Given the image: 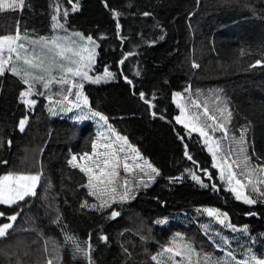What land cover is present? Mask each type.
<instances>
[{
    "label": "trees",
    "instance_id": "16d2710c",
    "mask_svg": "<svg viewBox=\"0 0 264 264\" xmlns=\"http://www.w3.org/2000/svg\"><path fill=\"white\" fill-rule=\"evenodd\" d=\"M49 0H30L32 9L25 8L21 27L27 24L29 32L35 30L37 35L50 36V18L46 14ZM81 10L69 14L67 27L70 31L76 30L88 33L98 31H114V22L109 14L100 4L99 0H80ZM129 0H109L113 7L123 8ZM134 8L128 11L150 10L154 11L157 19L165 25L166 37L163 41L157 40L154 46L149 47L138 37L136 31H141L145 39H153L158 36L159 30L150 27V18H133L131 15L121 17L126 35L132 36L133 40L140 43V47L135 49L138 55L130 57L122 69L130 79H133L137 86V91L143 90L148 94L149 99L155 92L157 111L166 109L163 113L166 120H153L146 114V106L130 96L129 86L122 79L103 84L109 88L102 95L109 99L107 109L115 111L125 118L124 130L128 131L146 153L150 162L161 170L162 175L156 179L153 185L147 190H143L136 199L127 202L123 208H119L122 216L115 221L104 222L95 213L81 214L76 211L79 199L85 196V191L76 189L77 183L82 182V174L78 169H72L67 165V158L70 150L81 152L91 151L88 137L95 136V129L91 122H86L77 130L76 137L66 143H48L43 156L40 157L35 149L44 147L41 143L32 145H21L22 158L27 157L24 168L32 167L33 156L42 159L47 177L51 178L54 185V193L61 192V184L64 191L57 196V202L63 215V223L67 225L66 231L75 234L81 240L88 237L89 232L93 233L92 242L97 244L96 232L98 226L103 225L111 243L109 246L99 245V250L94 252V259L97 264H121L119 244L130 241L129 249L133 252L131 264H153L147 255L148 252L157 251L161 245L166 244L175 232L184 233L187 237L194 238L197 246L203 245L206 251H214L207 237L200 231L201 224H209L213 229H221L214 218L208 217L202 211L205 207H215L229 213L230 221L237 226L247 223L251 233L257 235L264 232V205L253 206L244 205L236 201L229 192H225L220 183L217 172L211 167L212 161L204 145L197 135H185L184 140L189 145V152L202 167H207L214 175L212 181H208L191 161L184 155V146L177 139L175 128L181 135L185 134V129L176 124L173 117L178 114L177 108L172 103L171 92L181 91L190 86L191 93L197 89L203 93L209 90H222L223 95L230 101V109L234 112L232 120L233 132L239 136L238 129L241 125L251 121L254 125L255 148L264 153V69L257 66L255 69L248 67L259 58V53L264 48V0H132ZM70 7V5H68ZM192 12L193 16L188 17ZM19 13L6 12L0 14V34H7L15 31V19ZM191 25V27H189ZM104 48L97 49L98 62L95 65L94 73H102L105 64L110 66V70L119 71L113 66V61L120 58L121 47L118 41L109 40ZM131 44H126L124 50H128ZM245 55L241 56V50ZM251 52L252 55L247 53ZM195 60L200 67L191 68V62ZM141 70V77H135L133 69ZM168 83L164 84L163 81ZM2 90H0V137L5 143L0 148V157L8 161L7 165H0V174H5L11 167L15 157V148L22 139V133L18 129L14 130V125L18 123L24 114L23 105L17 102L19 85L15 77L10 75L7 78H0ZM107 94V95H106ZM43 98V97H39ZM53 98H57L54 96ZM195 99V95L192 97ZM108 101V100H107ZM203 103V100L200 101ZM212 105L209 104L211 110ZM203 115V108L195 109ZM211 114V111H210ZM219 115V113H216ZM216 136L221 133L214 134ZM12 140L9 149L7 139ZM227 148V143H225ZM191 168L197 175H200L205 183H216L219 192H213L210 188H201L193 181L188 174L185 178L175 184H169L167 177L179 176L184 172V168ZM39 168V165H36ZM249 194V190H246ZM255 196V194H252ZM158 197L159 199H153ZM69 203L64 204V200ZM91 202L92 198L88 197ZM160 201H165L162 205ZM39 204V201H37ZM5 206H0L4 208ZM259 213V217H247L244 215L249 209ZM197 209H201L198 213ZM11 214V210H7ZM37 214V209L27 213L32 216ZM38 224L44 229L46 235L52 236L63 243V236L60 229L50 225L44 218L43 209L38 210ZM167 217V223L163 226L152 223L157 218ZM0 222H7L5 218H0ZM29 224L24 223V216L18 218L16 231L10 236L14 243L24 251L35 238V233L22 231L28 229ZM124 232L123 237H118L117 233ZM138 229L149 234L150 238L146 242H141L138 235H134ZM225 235L231 236L228 229H222ZM133 244L135 247H133ZM43 241L31 245L28 256H22L23 260L31 264V261L43 259L40 249ZM232 247H236L233 243ZM239 251V250H238ZM258 254H264V243H259L255 249ZM216 255H223L216 252ZM63 264H83L82 261L73 260L69 252L63 251ZM238 258H240L238 256ZM179 259V257H177ZM0 264H9L0 259Z\"/></svg>",
    "mask_w": 264,
    "mask_h": 264
},
{
    "label": "snow or ice",
    "instance_id": "6c2138e0",
    "mask_svg": "<svg viewBox=\"0 0 264 264\" xmlns=\"http://www.w3.org/2000/svg\"><path fill=\"white\" fill-rule=\"evenodd\" d=\"M99 2L114 22V31L110 33L105 30L88 34L76 30L69 32L67 27L69 14L81 10L80 0H49L46 14L51 21L52 34L48 36L37 35L34 29L29 32L27 24L21 27L25 8H33L30 0H0V14L19 13L15 19V31L0 34V78H7L10 75L17 79L19 85H22L19 87L16 99L23 105L24 114L14 125V130L18 129L20 133H25L26 126L30 123V113L35 112L39 97H43L48 102L44 104V110L49 117L67 118L74 124H79L81 121H93L97 125L95 136L88 137L91 151L70 150L66 162L72 169H78L82 174V182L77 183L72 194L75 195L77 190H83L86 193L79 199L76 211L81 214L95 213L102 221L111 222L122 216L117 206L123 208L127 202L136 199L141 190H147L162 173L141 155L139 150L129 142L127 136L121 135L109 123L107 115L92 106L89 96L85 94V84L100 85L122 79L129 86L130 96L146 106V114L149 117L153 120L157 118L166 120L163 114L166 109L157 111V104L154 103L155 92L149 99L145 91H137L134 80L130 79L122 69L130 57L138 55L135 49L141 45L134 41L132 36L125 34L121 17L131 15L133 18L138 16L151 19L150 27L159 30L158 36L145 39L141 31L134 33L135 37L149 47L154 46L157 40L163 41L167 33L165 25L157 19L154 11H128L135 7L132 0H129L123 8L113 7L109 0H99ZM196 3L199 4V0H196ZM187 15L191 18L193 13L189 12ZM61 32L63 35L59 34ZM110 39L118 41L121 47L120 58L113 61V66L120 70L112 71L110 66L105 64L102 73H94L93 66L97 65L99 55L97 49L104 48L107 51L105 45ZM126 44H131L128 50H124ZM240 54L244 56L246 53L242 49ZM247 54L252 55L251 52ZM257 66L264 69V48L260 51L259 58L248 65L250 69H255ZM199 67L200 64L192 60L191 68ZM133 71L135 77H141L139 68ZM163 83L167 84L168 81L164 80ZM0 90H2V84H0ZM182 91L189 95L182 97L181 91H172L171 100L179 109V115H175L173 119L176 124L183 125L186 130L185 134L181 135L175 128L172 129L184 146V157L191 161L208 181L214 179L213 173L207 167L200 166L194 159L189 152V145L184 140L185 135L198 133L200 141L211 154V167L217 169L219 180L226 182L224 191L231 192L235 200L241 201L244 205H264V153L256 150L254 135L248 139L249 134L253 133V123L248 121L241 125L238 129L239 136L231 134L234 126L230 127V125H232L234 112L230 109V101L223 95L222 90H209L205 94L197 89L193 94L191 87L187 86ZM193 95L195 99L192 98ZM54 96H58L59 99H54ZM180 99L190 103H181ZM201 100H203L202 104ZM209 104L212 105L211 110ZM193 106L197 110L202 107L203 115L201 116L198 111L190 114L188 109ZM216 133L222 135L216 136L214 135ZM50 137L51 132H49ZM48 142L45 140L44 147L34 150L40 157L43 156ZM4 143L3 137H0V148ZM6 143L10 149L12 140L9 138ZM32 159V167L20 170L10 169L5 174H0V206H5L0 208V218H5L7 221L0 222V240H7L16 231L18 218L23 215L24 223L29 224L30 227L21 228V230L35 233V238L23 251V256L29 255L31 245L43 241L40 249L43 259L31 261V264H63V251L69 252L74 261L97 264L94 252L99 250L100 244L107 247L111 243L109 236L103 231V225L98 226L96 232L98 243L95 245L92 242V232H89L86 239L81 240L79 236L66 231L67 225L63 223V215L57 202V196L64 191V185L61 184V192L54 193V185L51 178L45 174L43 160H38L35 155ZM129 159L133 161L132 164L127 162ZM26 162L27 157L21 160L22 165ZM7 164L8 161L0 157V165ZM121 164L125 173L135 168L146 179L134 181L124 179L121 182L119 175ZM185 173L201 188H210L213 192H219L216 183H205L200 175L188 167L184 168L181 175L169 176L166 179L169 184H175L185 178ZM245 189L249 190V194L245 193ZM88 197L92 198L91 202ZM153 199L159 198L153 197ZM68 203L69 201L65 199L64 204ZM160 203L163 205L165 201ZM33 208L37 209V214L27 215L33 211ZM41 208L49 224L60 229L64 238L63 243L46 235L44 229L39 226L38 210ZM7 210H11V214H7ZM200 211L201 209H197L198 213ZM202 211L208 217L214 218L221 226V229H213L209 224L200 225V231L207 237L214 251H206L203 245L197 246L194 238L175 232L157 251L148 252L145 248V255L153 264H264V254H258L255 251L259 243H264V232L253 235L249 224L237 226L230 221L229 213L219 208L205 207ZM244 215L259 217V213L251 208ZM167 219V217L157 218L152 223L163 226L167 223ZM222 229L230 230L232 235H225ZM126 231L129 230L125 229L117 233L118 237H123ZM133 234L138 235L141 242H146L150 238V230L147 235L142 229H138ZM129 243L131 242L125 241L119 244L123 257L121 264H131L133 252L129 249ZM233 243L236 245L235 248L232 247ZM133 247H135L134 244ZM216 252H221L223 255H216ZM0 255L6 258L15 255V260L10 259L9 264H28L20 255L7 250H0Z\"/></svg>",
    "mask_w": 264,
    "mask_h": 264
},
{
    "label": "rangeland",
    "instance_id": "374dc122",
    "mask_svg": "<svg viewBox=\"0 0 264 264\" xmlns=\"http://www.w3.org/2000/svg\"><path fill=\"white\" fill-rule=\"evenodd\" d=\"M69 32H71L69 30ZM63 35V33H59ZM95 68V65L93 66ZM94 74V73H93ZM104 83L100 85H91V84H85V94L89 96L90 103L92 104L93 107L97 108L101 112H103L105 115L109 117V123L113 125V127L121 134L125 135L128 137L129 142L139 150L141 155L147 159L150 162V159L146 155V153L142 150L141 145L130 136L129 132L124 130L125 126V118L122 117L121 114L112 111L110 109H107V102H109V99L103 97V93L108 91L109 88L103 86ZM107 95V94H106ZM188 93H183L182 97L188 96ZM54 99H59L57 98ZM108 100V101H107ZM181 103H190L189 101H185L184 99H180ZM48 103L45 101L43 98H38V105L37 108L35 109L34 113H30V123L28 126H26V131L25 133H22V139L19 141L17 147L15 148V157L12 162V165L10 169H16L20 170L23 167L21 164V158H22V151L20 149L21 145L27 144V145H32L34 143H41L44 145V141L48 140V143H66L68 141H71L76 137L77 130L86 122H91L94 126L95 133L97 131V125L93 121H81L79 124H74L73 121L67 118H62V117H49L47 112L44 110V104ZM174 104V103H173ZM175 105V104H174ZM176 107V105H175ZM177 108V107H176ZM178 114L179 115V109L177 108ZM189 113H194L195 111L193 110V107H190L188 109ZM71 115V114H69ZM179 125V124H178ZM183 127V125H180ZM106 128V126H105ZM184 128V127H183ZM103 131V129H101ZM186 131V130H185ZM49 132H51V137L49 138ZM191 135H197L199 136L198 133H191ZM200 138V137H199ZM203 144V143H202ZM205 147V146H204ZM206 149V147H205ZM207 151V150H206ZM208 153V151H207ZM210 158L211 154L208 153ZM212 161V158H211ZM129 164H132L133 161L129 159L127 161ZM142 163V161H138ZM156 167V166H155ZM9 169V170H10ZM8 170V171H9ZM217 172V177L219 176V173L217 169H215ZM119 175L121 178V182H123L124 179H128L130 181L134 180H139L143 177V174L139 172L138 169L133 168L132 171L125 173L121 164V167L119 168ZM157 177L156 179H158ZM219 179V178H218ZM220 181V180H219ZM222 184L223 188L225 189L226 187V182L225 181H220ZM153 184L150 185V187ZM149 187V188H150ZM245 189V193H246ZM143 191V189L141 190ZM231 196L235 199L233 194L229 192ZM247 194V193H246ZM130 202V201H129ZM241 202V201H240ZM0 250H7L9 252H12L16 255H20L21 258H23V250L18 246V243H14L9 237L7 240H0ZM0 259L4 260L5 262L9 263V260H15V255L12 257L6 258L3 255H0Z\"/></svg>",
    "mask_w": 264,
    "mask_h": 264
}]
</instances>
